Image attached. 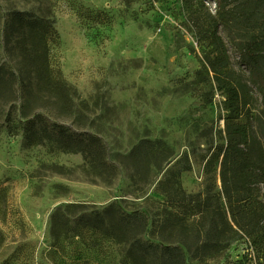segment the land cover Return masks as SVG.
Here are the masks:
<instances>
[{
  "label": "rangeland",
  "instance_id": "1",
  "mask_svg": "<svg viewBox=\"0 0 264 264\" xmlns=\"http://www.w3.org/2000/svg\"><path fill=\"white\" fill-rule=\"evenodd\" d=\"M197 1L207 19L217 15V0H0V25L16 10L54 23L58 38L50 43L51 63L72 87L71 102L65 103L37 91L27 78L17 99L0 101V264H130L127 245L101 233H62L56 240L53 214L72 205L77 207H69L71 219L110 205L143 212L149 219L146 239L160 243L151 233L153 221L159 223L167 211L182 217L191 211L180 202L164 208L159 182L175 171L188 194H222L221 149L229 134H241L264 169V105L240 59L236 41H243V33L219 28L243 110L231 118L224 90L206 63L193 15ZM16 52L1 49L0 64L19 65ZM60 130L99 138L109 166L65 150L55 135ZM34 131L43 142H29ZM143 140L163 141L173 151L169 164L152 169L146 180L137 175L146 172L144 162L129 157ZM219 204L228 210L225 199ZM225 236L219 253H187L186 264L263 262L238 229Z\"/></svg>",
  "mask_w": 264,
  "mask_h": 264
},
{
  "label": "trees",
  "instance_id": "2",
  "mask_svg": "<svg viewBox=\"0 0 264 264\" xmlns=\"http://www.w3.org/2000/svg\"><path fill=\"white\" fill-rule=\"evenodd\" d=\"M195 3L197 9L193 10V15L198 18V30L205 40L201 42L207 48L206 63L224 90L230 117H240L243 110L238 80H229L228 49L219 34L221 25L236 27L243 33V41H236L240 59L257 85L264 105V0H217V15L210 20L199 9L204 4L201 1ZM9 16L0 25V50L17 51L16 64L19 65L0 64V101L17 99L29 78L30 85L37 91L45 89L57 100L71 102L72 87L61 69L51 63L50 43L58 38L54 23L33 12L16 10ZM55 135L64 143L65 150L81 151L91 163L98 159L102 166H109L104 161L105 146L99 138L93 135L77 138L66 134L65 130ZM28 140L35 144L44 139L40 131H34ZM245 143L241 134L233 133L229 134L225 149H221L223 191L220 195L188 194L182 187L180 173L175 171L159 182L158 191L165 197L164 204L167 205L164 208H173L180 202L191 211L188 217H182L164 209L166 217L159 223L153 221L151 231L160 243L146 239L149 219L145 213H125L115 205L103 211L84 210L74 219L68 217L69 207L77 205L58 209L52 216L51 233L56 240L62 233H101L127 245L126 257L130 264H186L187 253L199 258L219 253L227 244V230L238 229L264 264V199L260 188L264 186V169L254 160ZM129 157L146 165V172H137V175L144 174V180L152 169L160 171L169 164L173 151L163 141L143 140ZM228 172L232 173V178L228 177ZM222 199L229 204L228 210L219 204ZM166 230H169L168 236Z\"/></svg>",
  "mask_w": 264,
  "mask_h": 264
}]
</instances>
